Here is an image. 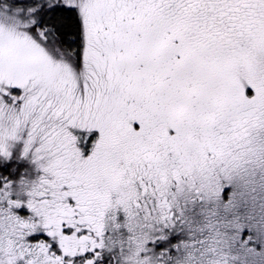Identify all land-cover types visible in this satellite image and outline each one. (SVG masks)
<instances>
[{"label":"snow or ice","instance_id":"1","mask_svg":"<svg viewBox=\"0 0 264 264\" xmlns=\"http://www.w3.org/2000/svg\"><path fill=\"white\" fill-rule=\"evenodd\" d=\"M0 264H264V0H0Z\"/></svg>","mask_w":264,"mask_h":264}]
</instances>
